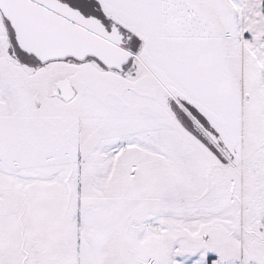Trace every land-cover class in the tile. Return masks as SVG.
Instances as JSON below:
<instances>
[{"label":"snow or ice","instance_id":"obj_1","mask_svg":"<svg viewBox=\"0 0 264 264\" xmlns=\"http://www.w3.org/2000/svg\"><path fill=\"white\" fill-rule=\"evenodd\" d=\"M0 264H264V0H0Z\"/></svg>","mask_w":264,"mask_h":264}]
</instances>
